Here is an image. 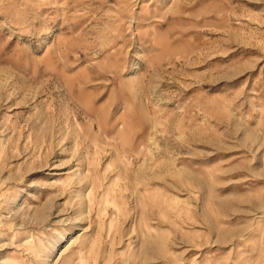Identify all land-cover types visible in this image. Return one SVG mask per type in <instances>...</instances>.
Here are the masks:
<instances>
[{"label":"rangeland","instance_id":"1","mask_svg":"<svg viewBox=\"0 0 264 264\" xmlns=\"http://www.w3.org/2000/svg\"><path fill=\"white\" fill-rule=\"evenodd\" d=\"M0 264H264V0H0Z\"/></svg>","mask_w":264,"mask_h":264}]
</instances>
